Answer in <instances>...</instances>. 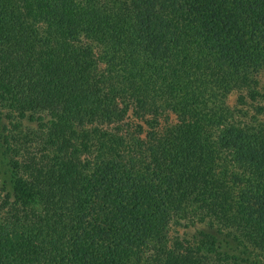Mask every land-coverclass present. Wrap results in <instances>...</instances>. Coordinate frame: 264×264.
Returning <instances> with one entry per match:
<instances>
[{
  "label": "trees",
  "instance_id": "16d2710c",
  "mask_svg": "<svg viewBox=\"0 0 264 264\" xmlns=\"http://www.w3.org/2000/svg\"><path fill=\"white\" fill-rule=\"evenodd\" d=\"M262 72L264 0H0V264H264Z\"/></svg>",
  "mask_w": 264,
  "mask_h": 264
},
{
  "label": "rangeland",
  "instance_id": "374dc122",
  "mask_svg": "<svg viewBox=\"0 0 264 264\" xmlns=\"http://www.w3.org/2000/svg\"><path fill=\"white\" fill-rule=\"evenodd\" d=\"M259 78H260V83L261 84H264L263 83L264 82V72L260 73ZM233 102H234V94H231L229 96V98H228V103H229L230 106H232L233 105Z\"/></svg>",
  "mask_w": 264,
  "mask_h": 264
}]
</instances>
